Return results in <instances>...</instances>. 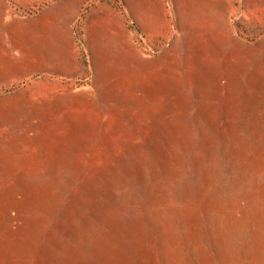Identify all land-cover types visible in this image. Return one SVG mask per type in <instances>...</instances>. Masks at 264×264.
<instances>
[{
	"label": "rangeland",
	"instance_id": "rangeland-1",
	"mask_svg": "<svg viewBox=\"0 0 264 264\" xmlns=\"http://www.w3.org/2000/svg\"><path fill=\"white\" fill-rule=\"evenodd\" d=\"M0 264H264V0H0Z\"/></svg>",
	"mask_w": 264,
	"mask_h": 264
}]
</instances>
